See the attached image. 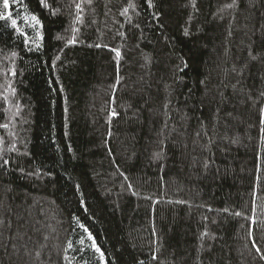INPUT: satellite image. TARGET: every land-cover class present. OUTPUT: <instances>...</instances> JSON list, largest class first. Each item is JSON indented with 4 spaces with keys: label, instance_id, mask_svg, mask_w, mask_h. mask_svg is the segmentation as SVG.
Returning a JSON list of instances; mask_svg holds the SVG:
<instances>
[{
    "label": "trees",
    "instance_id": "obj_1",
    "mask_svg": "<svg viewBox=\"0 0 264 264\" xmlns=\"http://www.w3.org/2000/svg\"><path fill=\"white\" fill-rule=\"evenodd\" d=\"M45 4L0 0V264H264V0Z\"/></svg>",
    "mask_w": 264,
    "mask_h": 264
},
{
    "label": "snow or ice",
    "instance_id": "obj_2",
    "mask_svg": "<svg viewBox=\"0 0 264 264\" xmlns=\"http://www.w3.org/2000/svg\"><path fill=\"white\" fill-rule=\"evenodd\" d=\"M40 3H41V5L46 6V4H45V0H40ZM148 3H149V6H151V0H148ZM3 7H4L5 9H8V8H9V0H3ZM76 7L79 9L80 5L77 4ZM125 11H127V9H125ZM9 15H10V13H9ZM0 19H6V17H5L4 15L0 14ZM32 20L35 21L36 24H39V23H40L39 20H38L35 16H32ZM11 23H12L13 26H16V25H17V21H16L15 19H12V20H11ZM187 34H188V33H187V31H186V32H185V35H187ZM41 39H42V37H41ZM25 43H26V44L29 43L26 34H25ZM36 46L39 47L38 44H37ZM117 55H119V53H117ZM181 70H182V69H181ZM160 155H161L160 153H157V154H156V156H157L158 158H159ZM5 163H7V161H5ZM81 227H83V225H81ZM85 231H87V229H85ZM89 236L91 237V234H90V233H89ZM69 247H71V245H69ZM96 251L99 252L100 249L97 247V248H96ZM101 258H103V253H102V252H101ZM153 259H155V257H153Z\"/></svg>",
    "mask_w": 264,
    "mask_h": 264
}]
</instances>
